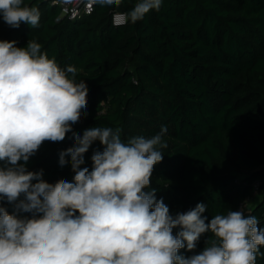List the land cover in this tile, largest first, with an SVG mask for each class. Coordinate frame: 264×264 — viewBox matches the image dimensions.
Masks as SVG:
<instances>
[{
    "label": "trees",
    "instance_id": "16d2710c",
    "mask_svg": "<svg viewBox=\"0 0 264 264\" xmlns=\"http://www.w3.org/2000/svg\"><path fill=\"white\" fill-rule=\"evenodd\" d=\"M136 2L96 4L91 15L74 21L44 0H24L39 9V26L11 28L0 15V40L17 47L34 40L62 69H77L88 94L87 115L72 125L74 132L111 127L126 141L167 126L168 147L150 188L173 215L204 203L206 222L242 210L264 228V0H163L159 11L132 23L128 13ZM116 13L127 15L125 26L114 25ZM71 137L45 142L27 170H43L48 183L72 182L70 163L59 165V153L74 146ZM96 150H103L99 141L82 167L91 170ZM255 183L261 184L256 192ZM3 206L14 211L6 201ZM211 237L202 234L194 253H180L198 254ZM256 264H264V256Z\"/></svg>",
    "mask_w": 264,
    "mask_h": 264
},
{
    "label": "clouds",
    "instance_id": "9594fccd",
    "mask_svg": "<svg viewBox=\"0 0 264 264\" xmlns=\"http://www.w3.org/2000/svg\"><path fill=\"white\" fill-rule=\"evenodd\" d=\"M93 3L118 6L121 0ZM162 3L137 0L130 22ZM0 15L11 28L39 26V9L24 0H0ZM76 75L74 66L62 69L34 40L26 47L0 40V264H256L264 256L257 217L235 210L206 222L204 203L173 215L157 199L150 185L168 147L167 126L126 141L111 127L73 131L87 115L88 88ZM69 132L74 146L59 153V165L70 163L72 182L48 183L43 170H27L45 142H63ZM95 141L103 150L93 152L89 170L82 165ZM5 201L14 207L11 214ZM205 233L212 237L202 251L180 253H194Z\"/></svg>",
    "mask_w": 264,
    "mask_h": 264
},
{
    "label": "built area",
    "instance_id": "2783aa9c",
    "mask_svg": "<svg viewBox=\"0 0 264 264\" xmlns=\"http://www.w3.org/2000/svg\"><path fill=\"white\" fill-rule=\"evenodd\" d=\"M51 6L60 7L63 16H68L71 20L78 21L93 13L95 3L93 0H44ZM127 15L125 13H116L113 17V23L116 27H122L127 24ZM260 183H255V192L259 190Z\"/></svg>",
    "mask_w": 264,
    "mask_h": 264
},
{
    "label": "rangeland",
    "instance_id": "374dc122",
    "mask_svg": "<svg viewBox=\"0 0 264 264\" xmlns=\"http://www.w3.org/2000/svg\"><path fill=\"white\" fill-rule=\"evenodd\" d=\"M257 203H258V200H256V201L250 203V204H249V209H253V208H255V206L257 205Z\"/></svg>",
    "mask_w": 264,
    "mask_h": 264
}]
</instances>
